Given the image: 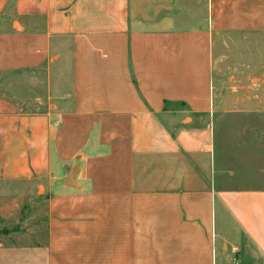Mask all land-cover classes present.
<instances>
[{
  "label": "crops",
  "instance_id": "crops-1",
  "mask_svg": "<svg viewBox=\"0 0 264 264\" xmlns=\"http://www.w3.org/2000/svg\"><path fill=\"white\" fill-rule=\"evenodd\" d=\"M231 33L264 35V0H0V78L32 73L25 111L0 96V143H26L0 165V218H24L15 184L55 176L74 120L93 119L84 149L115 157L49 192L47 236L0 233V264H264V94L221 93Z\"/></svg>",
  "mask_w": 264,
  "mask_h": 264
},
{
  "label": "rangeland",
  "instance_id": "rangeland-1",
  "mask_svg": "<svg viewBox=\"0 0 264 264\" xmlns=\"http://www.w3.org/2000/svg\"><path fill=\"white\" fill-rule=\"evenodd\" d=\"M219 45V56L218 65L215 69V80L217 83L222 82L223 95L227 96H242V95H255L259 96L264 94L263 88L253 87L254 79H259L262 82L264 80L263 63H264V35H245V34H226L223 39L220 38L218 41ZM23 69V68H21ZM261 69V71H260ZM53 72L47 70H41L40 72H35L38 77L42 78L45 83L48 79H52ZM30 72L27 70H20L15 73L8 74L7 76H1L0 78V96H5L11 100L12 106L16 111L23 112L26 108V102L24 98L29 96L30 88L29 81L27 77H30ZM42 74V75H41ZM51 75V77L49 76ZM37 78V77H36ZM2 84V85H1ZM263 87V86H262ZM46 88V86H45ZM252 95V96H253ZM54 101L47 102L46 110L51 106L54 109ZM257 107H263L262 104L256 105ZM50 110V109H49ZM48 110V111H49ZM51 113H55L54 110H50ZM93 119H80L78 121L74 120L72 126L79 125L80 134L77 136L79 143L72 147H67L64 145L62 150H52L51 160L54 162V177L49 180H44L43 182L37 183H20L15 184L17 193H23L26 196L25 207L23 208L24 218L18 223H10L0 218V233H13L14 242L16 243H26L31 241H39V230L42 231L43 236H47V225L49 223V217L51 213V203L49 192H53L57 187H59L63 181L69 176L74 167H79L81 160L85 157H97L101 159H114L115 157L110 156L113 152L107 151H96L95 153L83 148L82 142L87 141L92 135H86L87 129L89 127L88 121L92 122ZM67 121V120H65ZM62 120L58 124L59 119L56 116H52L51 124L53 130H56V135L61 136L64 130V142H69L72 144L71 130L76 129L70 127L71 130L66 129V125L63 126L65 122ZM100 121V125L102 120ZM230 121V120H229ZM70 132V133H69ZM230 135L233 136V132L230 130ZM9 134L3 131V127L0 128V139H10ZM77 135V134H76ZM219 140L222 139V131H218ZM103 139V138H102ZM72 142V143H71ZM13 147L16 149L6 150L3 148L4 144L0 143V165L5 159H12L21 148L25 145L21 142H12ZM86 145V144H85ZM225 146V145H224ZM33 147V146H32ZM223 146H219L222 149ZM33 150V148H32ZM40 151V150H38ZM30 158H32V151H28ZM77 156V157H76ZM111 157V158H108ZM34 184V190L28 191L25 187H30ZM25 187H24V186ZM24 187V188H23ZM41 188V189H39ZM31 192V193H29ZM48 195V196H47ZM56 201L53 200L52 204ZM18 231V232H17ZM33 232V235H32Z\"/></svg>",
  "mask_w": 264,
  "mask_h": 264
},
{
  "label": "water",
  "instance_id": "water-1",
  "mask_svg": "<svg viewBox=\"0 0 264 264\" xmlns=\"http://www.w3.org/2000/svg\"><path fill=\"white\" fill-rule=\"evenodd\" d=\"M78 172H79V167H77V166L74 167L73 170H72V172L67 177L66 184L68 186L75 187L77 185V183L75 181V178H76Z\"/></svg>",
  "mask_w": 264,
  "mask_h": 264
}]
</instances>
